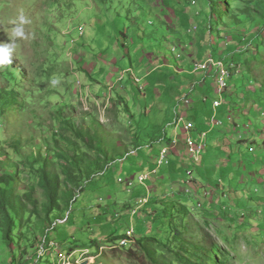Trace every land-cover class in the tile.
<instances>
[{"label": "rangeland", "instance_id": "rangeland-1", "mask_svg": "<svg viewBox=\"0 0 264 264\" xmlns=\"http://www.w3.org/2000/svg\"><path fill=\"white\" fill-rule=\"evenodd\" d=\"M262 1L254 0L253 6H261ZM241 7L240 0H0V42L9 41L21 17L30 21L24 25L25 38L15 40L11 60L14 68L22 67L28 80L20 70L0 65V87L12 89L11 76L27 83L25 92L31 88L40 90L47 82L51 89L41 97L57 96L53 100L56 103L67 101L71 105L68 113L74 111L72 120L79 128L98 119L110 131H119L121 140L115 141V147L109 137L104 143L113 147L110 151L114 155L119 147L130 152L136 138L141 145L139 153L129 157H120L118 150L119 156H115L120 158L108 170L84 191L76 189L78 200L68 206L65 219L52 222L50 232H42L37 216L27 218L23 227L26 239L21 238L14 246V254L0 227V264H264V48L257 54L251 46L252 26L247 17L235 20L226 13ZM207 16L224 18L232 30L247 31L246 37L237 32L241 37L227 41L237 52L225 50L227 28L219 32L215 30L216 23L212 32H218V41L212 36L208 44L203 43L202 35L211 27ZM81 25L85 26L84 35ZM170 27L179 34H172ZM173 47H177L175 52ZM125 52L133 61L129 56L121 57ZM237 55H241V62H234ZM210 56L226 58L232 75L229 77V70L223 71L228 73V90H219L216 74L194 70V64L205 63ZM136 62L143 65L138 67ZM113 63L118 70L126 69L121 84L133 117L118 93L122 91L121 84L111 89L117 78L116 74L109 77ZM128 68L138 74L135 79H141L139 84L133 82ZM201 79L203 84L196 82ZM79 81L81 89L77 88ZM191 92H196L195 102L186 110L183 97ZM203 95L207 98L199 102ZM41 97L36 96V101L32 93L20 97L26 106L19 107L22 110L13 107L6 113V121H0L3 139L10 142L11 137L23 135L25 141L28 126L37 127L41 121L39 128L33 129L38 135L35 144L33 141L29 146L38 153H54L51 158L58 161L57 154L66 145L61 138L63 128L54 121L53 104L39 106ZM215 100L223 104L216 108ZM180 115L183 122L177 121ZM186 119L195 122V130L185 131ZM215 120L223 125L215 124ZM52 124L59 130L55 135ZM202 131L207 135L203 136ZM67 133L74 138L73 131ZM189 133L198 141L204 142L206 136L210 141L207 148H201L198 160L192 162L193 155L188 157L191 168L196 169V182L189 180L186 170L184 182H180L181 176L168 179L170 174L175 175L168 163L156 167L157 171L151 170L161 149L168 146V139H179L186 149ZM143 153L152 157L143 170L149 179L142 182L137 176L127 181L131 168L136 173L144 168L140 157ZM170 160L168 156L169 163ZM19 168L22 173L18 190L23 191L32 180L30 169L23 163ZM55 168L60 170L58 163ZM200 168L209 179L202 178ZM201 183H205L202 192L194 191V186L202 189ZM141 190L148 194L136 205L143 218L125 208L127 203H136ZM181 193L188 194L182 196L184 200L190 197L195 202L184 201L192 214H178L180 206L176 204ZM38 195L41 197V190ZM259 197L257 205L255 199ZM209 200L214 202L211 207ZM147 209H156L157 214L148 215ZM101 211L106 214L93 217ZM174 224L184 233L180 241L174 238ZM130 229L135 232V241ZM35 234L39 235L38 241ZM112 236L117 239L110 241ZM126 236L132 239H124ZM48 237L49 243L44 241Z\"/></svg>", "mask_w": 264, "mask_h": 264}, {"label": "trees", "instance_id": "trees-1", "mask_svg": "<svg viewBox=\"0 0 264 264\" xmlns=\"http://www.w3.org/2000/svg\"><path fill=\"white\" fill-rule=\"evenodd\" d=\"M240 1L242 2L241 8L236 10L234 9L233 12L227 10L226 13H230L232 18H235V20L240 18L242 19L245 17L248 18L252 26V35H250L249 37L251 38L250 44L252 47H254L256 53L259 54L261 47L264 48V1H262L261 6H253L254 0ZM226 3L228 4V2ZM237 13H239L240 17L237 16ZM199 14H202V11H199ZM207 17L210 21L209 23L211 24V27L206 31V33L202 35L201 40L203 41V43L208 44L207 41L211 39L212 36L213 38H216V41H218V32V35L212 32V29H214L215 27L214 24L216 23L217 27L215 28V30H219V32L220 29L225 27L227 28V32L225 33L227 37L224 40L226 41L225 45L228 44V48L225 50L231 53L237 52L229 46V43H227V41H230V39H235L238 36L241 37L240 34L237 33L239 32V30H232L229 25H227L229 23L226 22L222 17L218 18L214 16L213 19L211 16ZM214 20L216 21L213 22ZM170 32L174 35L179 34V31L173 27H170ZM244 36L246 37L247 34H245ZM241 43H244V41H242ZM121 46L123 48L127 47L125 43H121ZM176 50L177 47H173L172 51L175 52ZM122 54V58H126L129 56L130 60L133 61L131 55L128 54V52L121 53L120 55ZM118 56L119 55H117L116 57ZM178 58H181V56L179 55ZM220 59L225 62L226 58L222 57ZM233 59L236 63L241 62V55H237ZM202 64H194V70L202 69L209 72V74H216L217 78L219 77L220 70L218 67H209V64L207 63L208 67L202 68ZM115 66H117V64ZM130 70L131 69L127 70V72H130L131 79L133 80V82L138 84L137 80L135 79V76H138V74L135 71L133 73ZM176 70L177 72L179 71L178 69ZM12 71L13 70L11 69L8 72ZM144 76H146V73ZM11 79L13 83L12 89H10V86L0 87V121L3 122L6 121V119L4 118L6 113L13 107H17L19 110H22L20 108L26 106L24 100H22L24 103L21 104L22 101L20 97L22 95H29L30 93H32L34 95L33 100L36 101V96L41 97L44 92H46L47 90L50 91L51 89L50 85L48 86V83L44 82V84H46V87L43 86L40 90H35V88H31L27 89V92H25L24 90H26V87L23 81L17 79L15 76H11ZM196 82H201L203 84L202 80H197ZM19 87L22 90L19 89ZM36 93L37 95H35ZM118 93L121 99L125 100L123 102L126 105V111L130 113L133 117L134 113H132L131 111V107L127 101V98L123 95L124 89H122L121 92L118 91ZM188 96L189 94L183 97V102H185L186 104L184 105V109H188V103L186 101V98ZM56 98L57 96L41 97L38 100V104L39 106L44 107L53 104L51 106V112L54 116V121L60 123L61 128H63L61 138L62 140H66V145L63 149L64 151L62 153L57 154L59 162L56 159L54 160L51 158L52 156H54V153H38L36 150L31 149L29 146L33 141L35 144V140L38 135L36 133H33V129H38L41 124V121L40 123H36L37 127L34 125L28 126L29 133L26 135L27 138L25 141H22L24 140L23 135H20L19 137H17V135H15V137H11L12 140L10 142L4 140L3 136L5 134L2 133V129L0 127V227L2 230L3 239L13 254L15 252L14 246L16 244H19V240L21 238L26 239L23 227L24 224L27 222V218L37 216L35 218H37V221L41 224V228L43 229H41L42 232L46 233V231H49L51 229L50 226L52 225V222H54V220H58V218L65 219L64 214L68 206L70 207L73 203L78 200V197L76 196V189H79L80 192L84 191L86 186L92 183L98 175L103 174L106 170L109 169L111 163H114L120 157H122L121 155H123L124 157L128 153V151L125 149L121 151V148L119 147L118 149L114 150L116 152L119 150L120 153V157L116 158V156L119 155H116L115 152V156L113 151H110L111 148H108V146L104 144L105 139L107 137H109L112 142H119L121 140V135H119V131H110L108 125L106 123H101L98 119L96 121H91V124L85 125L83 128H79L77 124L72 120L74 111L70 110V112L68 113V110L71 108V105H69V103L65 100H61L56 103L53 101ZM52 130L53 135H55L54 133L59 132V130L56 128V125L54 124H52ZM69 130L74 132V138L73 136H70L67 133ZM24 134L26 133L24 132ZM262 138L264 139V131ZM172 142L173 139H168V144H171ZM140 146L141 145L138 143V138H136V141L133 142L134 151L137 152ZM24 147L27 149L26 151H24ZM89 150L96 152L98 155L92 154ZM158 162L159 159L155 164L156 166H153L151 170L155 169L158 166ZM22 163L25 165V168L30 169L29 178H31L32 183L24 187L23 191H20L18 190V184L20 182L19 173H22V171H20L19 166ZM56 163H58V167H60V170H57L55 168ZM39 190H41V197H43L44 199L43 201L38 195ZM140 192L141 193L137 194L136 203H127L125 207L129 209L133 213V215H137L139 212V208H137L138 206L136 207V205L141 204L140 199L148 197V194L145 195L143 190ZM182 195L184 197L188 196L187 193H181V196ZM261 198L262 197L255 199L257 201V205H259ZM183 200L184 199H180V197L177 200L178 202L176 206H180V209H177L175 207L177 210H179L178 214H183L184 211H187L192 214V211L184 204ZM186 201H188L189 203H195L190 197L188 198V200H185V202ZM163 203L166 202H162V204ZM159 209L158 211H160ZM155 210L156 209H151V211H149L147 209V212H149L148 215L157 214L155 213ZM222 213H225V211L222 210ZM105 214L106 213L104 211H101V213H97L96 216L94 215L93 217L100 218ZM226 214H228V211H226ZM138 215L140 216V214ZM109 217L110 216H108V218ZM140 217L143 218L142 216ZM261 228L264 227L261 225ZM172 231L174 234V238L177 241H180L184 237V233L181 230L180 226L178 227L176 226V224H174V228L172 227ZM34 237L38 241L39 235L35 234ZM116 239V236H112L110 241H115ZM40 240L42 241L43 239ZM44 241L47 243L51 242L49 237ZM92 243L95 242L92 241ZM32 244L34 243H31V245ZM172 249H174V247ZM177 255L182 260H184V257L181 255V253L177 252ZM190 264L193 263L191 262Z\"/></svg>", "mask_w": 264, "mask_h": 264}, {"label": "clouds", "instance_id": "clouds-1", "mask_svg": "<svg viewBox=\"0 0 264 264\" xmlns=\"http://www.w3.org/2000/svg\"><path fill=\"white\" fill-rule=\"evenodd\" d=\"M28 23H30V21H28L25 17H21L20 18V22L12 29V35H11V37L9 38V41H7V42H0V65H5V66H7V68H9V67H14L13 65H12V53L14 52V50H15V47H16V44H15V40H16V38H25V28H24V25H26V24H28ZM239 30V29H238ZM80 32H81V34L82 35H84L85 34V26L84 25H81L80 26ZM239 32H242L244 35L245 34H247V31H242V30H239ZM71 52V51H70ZM209 60L206 62V63H203L202 65H205V64H207V63H209V61L211 60V59H214V60H216V61H221V62H223V64L226 66V68L229 70V72H230V75H229V77H231L232 75H231V71H230V69H229V67L227 66V64L222 60V59H216L215 57H210V58H208ZM83 62H85V60L83 59V61H81V63H83ZM201 65V66H202ZM16 66V65H15ZM17 68V70H20V72L22 73V75H23V77H24V80H28V79H26V77H25V75H24V73L22 72L23 70H22V67H16ZM124 74H125V72H122V74H121V78H120V82L121 81H123L124 79H125V77H124ZM229 77H227V86L224 88V89H220V85H219V77H218V85H219V90H221V91H225V90H228V78ZM136 80H137V82H138V84L141 82V79L138 77V78H136ZM29 83H32V80L31 81H28ZM25 83V86H26V82H24ZM56 83V81H53V84H55ZM31 87V86H30ZM83 87V84L81 83V81H79V82H77V88H82ZM26 88H29V87H26ZM114 88V86L112 85V87H111V89H113ZM140 88V87H139ZM122 89H123V87H122ZM78 91H79V89H78ZM80 91H82V90H80ZM196 95V92H191V93H189V96L186 98V101H187V103H188V105H191L192 104V102H195V99H194V96ZM111 97H108L107 99H110ZM216 101H219V100H215V102H214V107H216V108H219L223 103L222 102H220V105L219 106H216L215 105V103H216ZM129 105H130V103H129ZM121 109V108H120ZM186 110H188V109H186ZM181 118H183L181 115L177 118V121L178 122H183V121H180V119ZM186 121L187 122H193L194 123V125H195V128L193 129V130H195L196 129V124H195V122L193 121V120H187L186 119ZM214 123L215 124H218V125H223V122L222 121H214ZM123 125H125V124H123ZM185 126V125H184ZM188 133V132H187ZM203 133H206V135H207V132L206 131H202L201 132V134L203 135ZM188 137V136H187ZM186 137V138H187ZM206 142H207V147L209 146V141L207 140V136H206V138L204 139ZM239 141V140H238ZM112 143H116L115 141H113ZM178 143H179V140L178 139H173V142L171 143V144H168V146H164V148H166V147H169L170 148V151H169V154H168V156H171V152L172 151H174L176 148H177V145H178ZM112 147V146H111ZM110 147V148H111ZM206 147V148H207ZM164 148H162L161 149V151H160V155H159V162H158V166H157V168L159 167V166H161L160 165V158H161V152H162V150L164 149ZM186 155L189 157V158H191L190 157V155L188 154V149L186 148ZM130 152H132V151H130ZM191 160H192V162H195L192 158H191ZM165 164V163H164ZM164 164H162V167L164 166ZM168 165H170V163L168 162ZM157 168H155V169H153V171H157ZM189 170H192V171H194V174H196V169H193V168H191V163L189 162V165L186 167V173H187V176L189 177V180H193V181H197L196 180V177H191L190 175H189V173H188V171ZM140 175H147L148 177H147V179H149V174H148V172H138L137 174H135L134 176H129V178L127 179V181L130 179V180H134V178L135 177H137L138 176V180H139V176ZM120 179H122V178H120ZM120 179H119V181H120ZM147 179L144 181V182H146L147 181ZM123 180V179H122ZM124 181V180H123ZM123 181H120V182H123ZM192 188H190V190H191ZM195 191V190H194ZM199 201H200V199H198ZM147 201H149V199H147ZM210 201V200H209ZM142 202V199L140 200V203ZM201 204V203H200ZM139 208V207H138ZM131 230V229H130ZM124 239H127V236L124 238ZM132 241H135V232H134V240H132ZM121 243V242H120ZM119 243V245H121ZM121 246H125V245H121Z\"/></svg>", "mask_w": 264, "mask_h": 264}, {"label": "crops", "instance_id": "crops-1", "mask_svg": "<svg viewBox=\"0 0 264 264\" xmlns=\"http://www.w3.org/2000/svg\"><path fill=\"white\" fill-rule=\"evenodd\" d=\"M121 56H123V54L121 55ZM80 61H82V59H80ZM146 62L147 61H145L144 62V64H146ZM137 64H136V66H138V67H141L142 65H143V63H139V62H136ZM89 64H94V62H90ZM115 65L116 64H112V70L110 71V75H109V77H112V76H114L115 74H116V76L115 77H117L115 80H114V82H113V86L115 87V86H117L119 83L121 84L123 81H121L120 82V78L122 77L121 76V74H122V72H125L126 71V69H124L123 71L122 70H118L117 68H115ZM130 68H128L127 70H129ZM134 71V70H133ZM147 75V74H146ZM203 79H204V81L205 80H207L206 79V77L204 76L203 77ZM203 79H201V80H203ZM119 86V85H118ZM121 88L123 87L122 86V84H121V86H120ZM205 98H207V96H204L203 95V98H201L200 97V100H199V102H201L203 99H205ZM197 101H198V99H197ZM217 106V105H216ZM198 112H201V107L198 109ZM236 128H234V130H235ZM218 134H221V132H218ZM179 140V139H178ZM180 141V140H179ZM209 141V140H208ZM209 143H210V141H209ZM114 145V147H115V145H116V143H113ZM207 145L208 144H203L202 146H205V147H207ZM113 148V147H112ZM186 149H185V146L181 143V141H180V147H178V149L176 148L174 151H172L171 152V156H170V161H171V163H170V167L169 168H171V171H172V167L174 168L173 169V172H174V174L175 175H173L172 176V174H170V178H168V179H170L171 180V178H173V177H175L176 179H179V177L178 176H181L182 177V179H179L180 180V182H184L185 180H183V177H184V172H185V170H186V167L189 165V162H190V160H189V158H188V156L186 155V151H185ZM131 151L132 152H128L127 153V155L126 156H124V157H129L130 155H134L136 152L134 151V149L132 148L131 149ZM201 151V147H200V149H197V155H194V153H193V155H194V157L192 156V158L194 159V161L195 160H198L197 158V156L199 155V152ZM145 152V151H144ZM218 155V154H217ZM216 154H213V156H217ZM140 157H141V159L145 162L144 164H141V166H144V168L142 169H139V172H146V171H143V170H145V169H147V167H148V165L146 164L147 162L148 163H151L150 162V160H151V156H150V154H146V153H143V154H140ZM172 157V158H171ZM173 164V166H171ZM153 166H155V165H152L151 166V168H153ZM201 169V171L203 170L202 168H200ZM130 175H132V176H134L135 174H137L136 172H134V168H131L130 170ZM178 172H181V174L179 175L178 174ZM188 173H192V171L191 170H189L188 171ZM203 174H202V178L205 180V179H209V176H207L205 173L206 172H204V170H203V172H202ZM200 181V180H199ZM199 183V182H198ZM194 184V183H193ZM201 185H202V189H197L195 186L193 187V189L195 190V191H197V192H199V193H201L202 192V190L204 189V185H205V183L203 184V183H201ZM190 186H191V188H192V184H190ZM197 189V190H196ZM142 191V190H141ZM180 192V191H179ZM138 193H141L140 191L138 192ZM173 193V192H172ZM176 193V192H175ZM175 193H173V194H175ZM171 195V194H170ZM176 195V194H175ZM183 196V195H182ZM182 196L180 197V199H183L182 198ZM177 197V196H176ZM188 198L189 197H186V200H188ZM198 200V199H197ZM183 201H185V200H183ZM212 203H214V202H212V201H209L208 202V204H209V207H211L213 204Z\"/></svg>", "mask_w": 264, "mask_h": 264}, {"label": "built area", "instance_id": "built-area-1", "mask_svg": "<svg viewBox=\"0 0 264 264\" xmlns=\"http://www.w3.org/2000/svg\"><path fill=\"white\" fill-rule=\"evenodd\" d=\"M209 67L213 66V67H218L220 70V74H219V85H220V89H224L225 87L223 86V71L224 70H228L226 68V66L223 64V62L221 61H216V60H210L209 61ZM208 67V65H207ZM202 68H206V67H202ZM215 105L219 106L220 102L216 101ZM185 131L186 132H190L195 128V125L193 122H186L185 124ZM191 133H189L188 137H187V149H188V154L191 156L193 155V149L194 147H201L202 148V144H207V142L204 140L203 141H198L196 140L192 135H190ZM205 136L206 133H203ZM170 150H162L161 152V158H160V165L164 164V163H168V154H169ZM194 176V171H192V177ZM147 178H143V175L139 176V180L144 182ZM120 181H123L122 179H120ZM132 238L134 237V230H132ZM132 238H127L126 240L132 239Z\"/></svg>", "mask_w": 264, "mask_h": 264}, {"label": "bare ground", "instance_id": "bare-ground-1", "mask_svg": "<svg viewBox=\"0 0 264 264\" xmlns=\"http://www.w3.org/2000/svg\"><path fill=\"white\" fill-rule=\"evenodd\" d=\"M227 77H228V74H226V72H223V86L227 85ZM163 150H167V149H163ZM193 153L194 155H197V148L194 147Z\"/></svg>", "mask_w": 264, "mask_h": 264}]
</instances>
